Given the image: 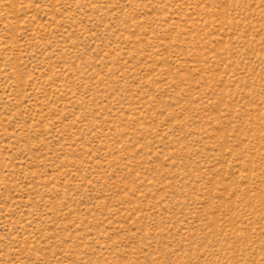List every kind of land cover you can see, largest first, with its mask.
I'll use <instances>...</instances> for the list:
<instances>
[{
  "label": "rangeland",
  "instance_id": "rangeland-1",
  "mask_svg": "<svg viewBox=\"0 0 264 264\" xmlns=\"http://www.w3.org/2000/svg\"><path fill=\"white\" fill-rule=\"evenodd\" d=\"M0 264H264V0H0Z\"/></svg>",
  "mask_w": 264,
  "mask_h": 264
}]
</instances>
